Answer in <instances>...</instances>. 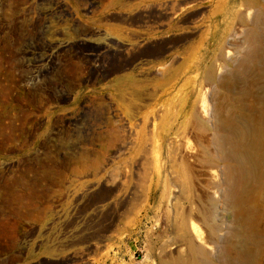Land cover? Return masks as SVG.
Masks as SVG:
<instances>
[{
    "label": "rangeland",
    "instance_id": "rangeland-1",
    "mask_svg": "<svg viewBox=\"0 0 264 264\" xmlns=\"http://www.w3.org/2000/svg\"><path fill=\"white\" fill-rule=\"evenodd\" d=\"M0 264H264V0H0Z\"/></svg>",
    "mask_w": 264,
    "mask_h": 264
},
{
    "label": "bare ground",
    "instance_id": "bare-ground-1",
    "mask_svg": "<svg viewBox=\"0 0 264 264\" xmlns=\"http://www.w3.org/2000/svg\"><path fill=\"white\" fill-rule=\"evenodd\" d=\"M218 141H219V139H218ZM222 146H223L222 144H218V148H219V150L222 149V148H221ZM236 151H237V150H235V151L232 152V157L234 156V154L236 153ZM235 156H236V155H235Z\"/></svg>",
    "mask_w": 264,
    "mask_h": 264
}]
</instances>
